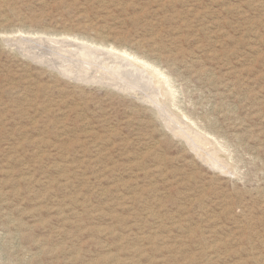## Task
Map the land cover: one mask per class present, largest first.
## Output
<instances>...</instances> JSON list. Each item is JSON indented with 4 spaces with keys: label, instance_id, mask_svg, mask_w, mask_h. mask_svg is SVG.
<instances>
[{
    "label": "rangeland",
    "instance_id": "1",
    "mask_svg": "<svg viewBox=\"0 0 264 264\" xmlns=\"http://www.w3.org/2000/svg\"><path fill=\"white\" fill-rule=\"evenodd\" d=\"M52 33L157 64L174 125L17 51ZM0 264H264V0H0Z\"/></svg>",
    "mask_w": 264,
    "mask_h": 264
},
{
    "label": "bare ground",
    "instance_id": "2",
    "mask_svg": "<svg viewBox=\"0 0 264 264\" xmlns=\"http://www.w3.org/2000/svg\"><path fill=\"white\" fill-rule=\"evenodd\" d=\"M40 33L38 34L40 35ZM46 35L47 34H44V36ZM49 36H46V38L48 37L49 39H46L44 41L39 39V36L37 38L40 41L33 40L35 39V37L31 40H27L24 38V40L26 41L22 39L17 41L15 40L18 44L17 51L20 52V49H22L21 47L25 45L24 42H28V45H30L31 43L39 44L40 46H43V49H38V53H34V55L30 54L28 58L34 60V62L36 61V59L41 58L38 61L39 63L45 65L46 67L55 69L62 76L88 84H97L101 85L102 87H110L113 90L122 92L137 99H140L141 97L142 101L153 103L154 105L158 103L161 104L162 101L170 104L174 103L175 92L173 91L174 88L171 85L172 80L170 81L167 74L164 73L162 71V68H160L157 64L142 56H139L137 53L129 52L127 49H122L111 44L107 45V43H103L104 41H102V39H87L86 41L88 43L91 42V44H88L84 41L85 44H88L85 45L81 44L80 42L77 43L80 39H85L76 36L71 37V34L52 33L51 35L49 34ZM52 37H56V40L52 39ZM67 38H73V40L78 39V41L74 42L73 40H69ZM8 42L11 43V41L9 40ZM16 42L14 43L16 44ZM92 43L95 44V47L94 45H92ZM28 45L27 47H29ZM97 45L98 47L102 46V48L107 47L109 51L100 49V47L97 48ZM31 48H33V46ZM20 53L22 55L24 54L22 52ZM174 106L175 105H172V107ZM156 107L159 112L161 111L160 114H164L162 115V117L165 122L172 125L171 123L175 121V119L174 117L171 118L170 116V114L172 115V113L170 112L171 110L169 109L170 111L165 113L164 109L161 110L162 108H164V106L161 109L160 105H156ZM186 115L183 114L181 116L185 117ZM187 116L185 118H187ZM189 118H191L190 115ZM189 120L191 121L192 119ZM177 125L180 126L181 124L178 123ZM181 129L182 132L175 131V133H177L179 137L183 135L182 137H186L191 143H193L192 140L198 143L209 142L206 137L204 138L203 135H201L197 131L189 130L186 128ZM214 145H219V147H222L223 144H221V142H216V144L214 143ZM222 148L225 149L224 147ZM193 150L200 152V155H198V157L209 164V159L211 158L207 156L209 152H205V150H203L202 146H200L199 144H194ZM210 153L215 155L216 158L217 151L214 150ZM214 163H217V161ZM209 165L211 167L219 169L218 165L213 164V161Z\"/></svg>",
    "mask_w": 264,
    "mask_h": 264
}]
</instances>
